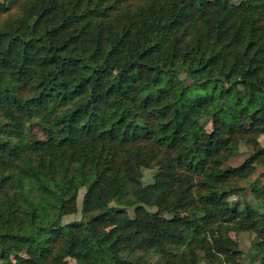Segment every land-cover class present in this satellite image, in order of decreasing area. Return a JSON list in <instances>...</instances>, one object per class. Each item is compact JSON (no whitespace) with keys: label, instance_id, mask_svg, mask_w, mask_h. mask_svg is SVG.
Instances as JSON below:
<instances>
[{"label":"trees","instance_id":"1","mask_svg":"<svg viewBox=\"0 0 264 264\" xmlns=\"http://www.w3.org/2000/svg\"><path fill=\"white\" fill-rule=\"evenodd\" d=\"M263 134L264 0L0 4V264H144L122 245L217 260L232 232L264 248V185L262 212L228 199L264 168L229 147Z\"/></svg>","mask_w":264,"mask_h":264},{"label":"rangeland","instance_id":"2","mask_svg":"<svg viewBox=\"0 0 264 264\" xmlns=\"http://www.w3.org/2000/svg\"><path fill=\"white\" fill-rule=\"evenodd\" d=\"M7 0H0V4H5ZM233 3H239L241 0H231ZM236 80L235 77L230 79V82ZM201 124L208 131H212V122L207 119L201 120ZM41 136L39 129H33L32 134ZM259 149H264V134L257 138H253L251 141L240 142L238 144H232L228 149V165L231 167H239L243 164L252 163L256 157ZM257 172L254 174L248 182H240L233 195L228 198L230 201L242 203L247 201L252 205L255 210L262 212L261 203L253 197L250 189V184L255 180H259L264 185V168L258 164ZM158 173V167L152 169L143 170V183L145 186H149L155 183V177ZM85 188L81 189L78 197V212L73 215L65 216L62 219L64 225H71L82 221L83 212V198L85 194ZM238 193V194H237ZM151 212L158 213L157 208L149 209ZM128 215L131 219L135 218V211L128 210ZM165 218H170L171 215L164 213L162 215ZM231 238V254L229 256H218L217 260H214L210 254L199 251L196 255L191 256L188 248H182L179 250L178 256L182 259L180 262H175L171 257L166 256L162 253V250L154 247H128L126 245L120 247V256L127 260L137 262L140 261L144 264H264V248L260 246L262 239L259 235L254 232H232L230 233ZM171 250L173 246H168ZM25 259L27 255H22ZM67 264H77V262L69 258Z\"/></svg>","mask_w":264,"mask_h":264}]
</instances>
